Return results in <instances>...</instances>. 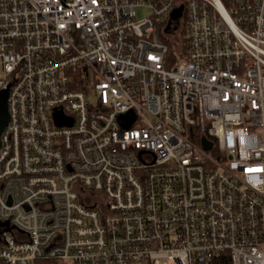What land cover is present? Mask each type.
<instances>
[{
  "label": "built area",
  "instance_id": "built-area-1",
  "mask_svg": "<svg viewBox=\"0 0 264 264\" xmlns=\"http://www.w3.org/2000/svg\"><path fill=\"white\" fill-rule=\"evenodd\" d=\"M2 89L1 263L264 264V0H0Z\"/></svg>",
  "mask_w": 264,
  "mask_h": 264
},
{
  "label": "rangeland",
  "instance_id": "rangeland-1",
  "mask_svg": "<svg viewBox=\"0 0 264 264\" xmlns=\"http://www.w3.org/2000/svg\"><path fill=\"white\" fill-rule=\"evenodd\" d=\"M151 11H152V9H150L148 7H137V16L139 18L144 17V16L150 14ZM182 12H183V6L179 7L177 14L174 16V20L176 21L175 27L178 26V20H179V17L181 16ZM179 29H180V31L178 33L174 32L172 34H169L166 36V38H167V40L171 46L170 48H172V51L173 52L176 51L178 54H182V52L184 51V47H182V46H184V43H185V42H183L184 36L182 33L184 31V28L181 25V28H179ZM93 101H94V103H96L97 102L96 98ZM161 264H162V262H161Z\"/></svg>",
  "mask_w": 264,
  "mask_h": 264
},
{
  "label": "water",
  "instance_id": "water-1",
  "mask_svg": "<svg viewBox=\"0 0 264 264\" xmlns=\"http://www.w3.org/2000/svg\"><path fill=\"white\" fill-rule=\"evenodd\" d=\"M9 89L0 90V146H1V136L2 132L6 127V124L10 118L9 104H8ZM205 147H210L211 143L204 141Z\"/></svg>",
  "mask_w": 264,
  "mask_h": 264
},
{
  "label": "trees",
  "instance_id": "trees-1",
  "mask_svg": "<svg viewBox=\"0 0 264 264\" xmlns=\"http://www.w3.org/2000/svg\"><path fill=\"white\" fill-rule=\"evenodd\" d=\"M224 1H227V0H224ZM185 32H186V29L184 28V31L182 33H183V36H184L183 42H185V43H184V46H182V47H184V51L182 52V54H178L176 51L173 52L172 48H170L171 46L169 47L170 50H169V53H168L167 57L169 58V60H170L169 62L171 64H174V63H177L179 61H182V59H184L187 56L188 44H187V39L185 38V34H186ZM41 262H43V261H41ZM0 264H5V263H1L0 262Z\"/></svg>",
  "mask_w": 264,
  "mask_h": 264
}]
</instances>
